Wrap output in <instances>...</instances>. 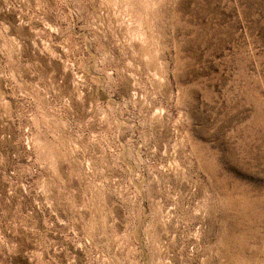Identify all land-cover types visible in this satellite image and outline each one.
<instances>
[{"label":"rangeland","instance_id":"374dc122","mask_svg":"<svg viewBox=\"0 0 264 264\" xmlns=\"http://www.w3.org/2000/svg\"><path fill=\"white\" fill-rule=\"evenodd\" d=\"M0 264H264V0H0Z\"/></svg>","mask_w":264,"mask_h":264}]
</instances>
